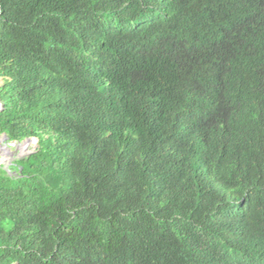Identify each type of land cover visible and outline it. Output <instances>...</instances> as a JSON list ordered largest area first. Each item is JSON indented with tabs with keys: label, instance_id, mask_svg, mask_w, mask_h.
<instances>
[{
	"label": "trees",
	"instance_id": "16d2710c",
	"mask_svg": "<svg viewBox=\"0 0 264 264\" xmlns=\"http://www.w3.org/2000/svg\"><path fill=\"white\" fill-rule=\"evenodd\" d=\"M0 79V264H264V0H0Z\"/></svg>",
	"mask_w": 264,
	"mask_h": 264
},
{
	"label": "rangeland",
	"instance_id": "374dc122",
	"mask_svg": "<svg viewBox=\"0 0 264 264\" xmlns=\"http://www.w3.org/2000/svg\"><path fill=\"white\" fill-rule=\"evenodd\" d=\"M26 141L27 139L21 141L20 143H14V144H9L6 140L3 141L2 147L6 148V150L3 152L1 150L0 166H4L6 169H8L9 165L15 159L23 158L25 156H28L30 153H32L36 149V142H34L33 138L32 139L30 138V142H29L30 144L27 146V149L22 150L20 146ZM9 172L15 173V171H10V170Z\"/></svg>",
	"mask_w": 264,
	"mask_h": 264
},
{
	"label": "clouds",
	"instance_id": "9594fccd",
	"mask_svg": "<svg viewBox=\"0 0 264 264\" xmlns=\"http://www.w3.org/2000/svg\"><path fill=\"white\" fill-rule=\"evenodd\" d=\"M208 73L207 74H205V76L202 78V79H200L199 81V84H209V83H211L212 82V80H207V77H208ZM1 80V79H0ZM31 138H33V140H34V142H36V148H37V142H38V140H35V137H31ZM27 139V138H26ZM38 139V138H37ZM25 140V139H24Z\"/></svg>",
	"mask_w": 264,
	"mask_h": 264
},
{
	"label": "water",
	"instance_id": "95a60500",
	"mask_svg": "<svg viewBox=\"0 0 264 264\" xmlns=\"http://www.w3.org/2000/svg\"><path fill=\"white\" fill-rule=\"evenodd\" d=\"M3 101L0 100V110L3 108ZM31 137H28L27 140H30ZM7 139V136L6 135H2L0 136V142L1 141H5ZM32 139V138H31ZM35 140H38L37 138H35Z\"/></svg>",
	"mask_w": 264,
	"mask_h": 264
},
{
	"label": "bare ground",
	"instance_id": "6f19581e",
	"mask_svg": "<svg viewBox=\"0 0 264 264\" xmlns=\"http://www.w3.org/2000/svg\"><path fill=\"white\" fill-rule=\"evenodd\" d=\"M2 144H3V141L0 142V155H1V150L3 152V147H2L3 145Z\"/></svg>",
	"mask_w": 264,
	"mask_h": 264
}]
</instances>
